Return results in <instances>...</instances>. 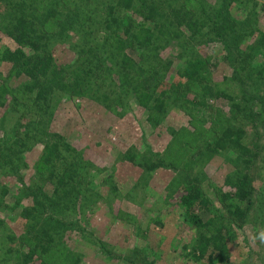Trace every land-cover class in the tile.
Returning <instances> with one entry per match:
<instances>
[{"label":"rangeland","instance_id":"obj_1","mask_svg":"<svg viewBox=\"0 0 264 264\" xmlns=\"http://www.w3.org/2000/svg\"><path fill=\"white\" fill-rule=\"evenodd\" d=\"M58 1L0 0V47L15 48L4 26L26 15L44 26L47 49L57 59L55 73L62 75L80 59L76 50L82 48V42L93 44L101 53L111 51V45L100 42L102 35L98 31L89 35L85 32L87 27L94 29L104 3L111 0H75L70 5ZM185 1L191 2L193 14L208 20L223 0ZM162 4L167 7L163 2L159 7ZM228 9L241 28L233 51L227 52L224 44L208 32L209 26L201 40L193 41L186 35L181 39L170 36L159 39L158 58L151 71H155L154 82L159 89L170 90L165 98L167 109L163 112L152 113L122 86V79L119 81L122 70L111 54L105 67L109 71L113 65V73L96 75L90 86L96 89L101 81L105 88L113 77L117 78L108 87H116L121 93L112 98L115 99L112 109L95 100L93 92L83 96L77 89L67 93L61 90L55 95L50 117H44L47 123L29 125L24 118L37 114L16 105L13 93L2 98L0 141L11 143L4 131L11 137L15 135V123L28 130L30 136L22 140V145L15 141L12 147L7 144L0 149V219L3 221L0 264H68L77 258L80 264H264V74L258 73V68L264 65V48L247 62L241 61L243 49L256 48L253 41L258 29L264 27V0H232ZM78 13L80 21L88 22L81 30L80 26L73 28L78 25ZM125 16L127 23L142 20L143 15L140 17L130 10ZM159 17L169 20L165 13L158 14ZM132 52L137 54L139 50ZM191 53L217 62L216 67L208 68L211 72L200 94L186 93L179 76L182 59ZM153 55L156 56L148 54L149 58ZM89 59L94 61L96 57L92 54ZM3 78L9 79L11 91L30 86L28 76L18 75L6 60L0 61V84ZM70 78L77 82L84 80L74 75ZM218 88L225 96L215 95ZM203 100L206 104L200 102ZM239 101L243 110L235 111L234 105ZM39 116L43 117V113ZM231 123L244 128V139L260 151L248 168L255 195L247 203L243 219L228 220L236 232L230 242L229 261L212 262L207 256L195 260L183 249L194 231L182 220L180 180L191 178L200 182L215 207L224 216L228 214L214 187H221L225 176L235 169V154L215 153L206 146L218 129ZM60 137L67 142L68 159L56 163L55 173L66 175L67 179L56 191L54 182L59 176L39 173L35 165L44 141ZM72 151L82 157L69 159ZM131 155L136 160L129 159ZM67 170L69 174L62 173ZM36 204L37 218L27 220L22 215L25 206ZM47 217L57 221L45 225ZM43 227L54 235L51 256L45 259L36 250L33 256L20 258L21 253L32 251L33 243L28 239L33 240L37 231L43 236ZM45 238L47 241L48 237Z\"/></svg>","mask_w":264,"mask_h":264},{"label":"trees","instance_id":"obj_2","mask_svg":"<svg viewBox=\"0 0 264 264\" xmlns=\"http://www.w3.org/2000/svg\"><path fill=\"white\" fill-rule=\"evenodd\" d=\"M64 1L69 5L75 2V0ZM231 1L223 0L219 6L214 8L213 17L208 20L205 17L201 18L193 14L189 7V3L191 2H186L185 0H161L159 2L156 0L107 1L104 3L105 7L102 10L100 19L93 25L94 29L90 30L87 27L85 32L89 35L98 31L102 35L100 42L103 45H111V51L109 53H101L95 49L93 44L91 46L88 43L82 42L80 43L82 48L76 50L80 59L73 67L68 68L69 70L65 72L67 74L62 75L55 73L57 59L47 49L43 31L44 26L39 25L35 20H31L22 14L4 26V29L9 32V37L15 42V48L12 46L0 47V61L6 60L11 62L18 75L23 73L28 76L29 80L27 83L30 86L26 90L17 89L16 91H11V86L8 85L9 79L3 78L0 84V104H4L1 103L2 98H6L10 93H13V101L16 105L19 106L21 104L22 108L26 109V111L28 110L37 114L34 117L30 115L24 118V121L29 125L47 123V119L44 120V117H50V108L52 107L55 95L59 91L61 92V90L67 93L77 89L84 93L83 96L93 92L95 100H101L104 105L106 104V106L112 109L114 106L111 103H115V99L112 101V98H115L120 92L116 87L114 89H109L108 87L113 81L116 83L117 78L113 77L109 85H105V88L101 81L99 82L100 86L96 89L90 86L92 79L96 75L110 76L113 73V65L109 68V71L108 67H105L108 59L107 56L111 54L115 57L117 67L122 70V74L119 76V81L122 79V86L127 87L128 91L133 92L138 103L149 109L152 113L154 111L156 113L163 112L167 109L165 98L168 97L170 90L159 89L158 83L154 82L157 79L155 71H151V67L155 65L153 62L158 58L157 45L160 42L159 39L167 36L181 39L182 36L186 35L189 36L190 40H201L206 35L205 28L209 26L208 32L224 44L227 52L233 51L235 49L233 43L237 39L241 28L237 18L228 9ZM59 2L61 1L59 0ZM162 2L167 4V7L164 4L159 7V4ZM130 10L135 11L138 16L143 15L142 17L140 16L143 21L137 19L125 23V14ZM162 13L168 15V21H163L160 17L159 19L157 18V15ZM81 18L83 19V16ZM86 23L88 22L80 21V13H78V25L73 28L78 29V26H80L81 30L85 28ZM253 43L256 46L255 49L251 46L243 49L245 52H243V56L241 57L242 62H247L250 57L255 56L256 52L264 48V27L258 29ZM136 48L139 50V53L134 54L132 50ZM236 48L239 50L238 47ZM149 53H154L156 56L153 55V57L149 58ZM92 54L96 57L94 61L89 59ZM181 64L179 76L184 81L186 93L190 91L198 94L203 93V88L206 86L211 72L208 68L216 67L217 62H211L210 58L203 59L191 53L182 59ZM103 68H107V70H101ZM258 73L259 75L264 74V65L258 68ZM71 75L84 77V80L81 82L74 81V79L71 80ZM107 80L105 79L106 82ZM61 82H67L68 84L61 85ZM27 92L29 95H27ZM215 95L225 96L219 88L216 90ZM200 102L206 104L205 100ZM242 105V101H239L234 105V110L242 111ZM41 113H43V117L39 116ZM14 125L15 135H12V137L7 131H4L5 137L11 143L0 141V149H2L1 146H5L6 148L7 144L11 146L15 141L17 144L20 143L22 145V140H26L30 136V132L21 129L20 124L15 123ZM244 136L245 129L231 123L222 129H218L213 140L206 146L208 150L215 153L229 151L235 154V169L225 176L221 187H214L220 202L227 210V215L224 216L215 207L213 199L200 182L195 179L191 180V178L180 180V183L183 185L181 186L182 193L179 198L182 220L194 231L193 238L190 242L184 244L183 249L187 251V255L195 260H201L207 256L212 262L225 263L229 261L231 256L230 242L233 240L236 232L228 220L239 221L246 216L247 203L255 195L251 174L248 170L250 167L249 163L252 158L258 157L260 153L257 147H252L247 143ZM67 147V142L63 137L44 141L41 156L35 165L39 173H45L49 177L55 176V178L59 176V179L54 182L56 191L60 190L65 178L67 179L66 175L56 176L55 173L57 172V169H55L56 163L64 160V158L65 161L68 159L66 155ZM69 157V159L77 160L82 156L72 151L69 152ZM129 159L136 160V157L131 155ZM153 166L146 165L148 168ZM87 172L85 171V174ZM62 173H68V170ZM79 173L81 172L79 171ZM6 191H8V188L5 189ZM81 191L79 189V192ZM56 197L59 199L58 196ZM66 197L67 194H64L63 198ZM47 201L46 198L45 202ZM25 207L22 215L27 220L37 218V204ZM50 221L57 220L50 218L45 225L50 223ZM2 225L3 221L0 219V227ZM41 231H43V236L37 234V231L33 234V240L28 239V242H32L34 247L29 253L30 255L24 252L21 253L20 258L27 259L33 256L36 250L44 255L45 259L46 256H51L49 251L52 249L51 242L54 241V235H51L45 227ZM45 237H48L47 241ZM51 253H53V250ZM41 264L44 263L42 262ZM68 264H80V259L77 258V260L70 261Z\"/></svg>","mask_w":264,"mask_h":264}]
</instances>
